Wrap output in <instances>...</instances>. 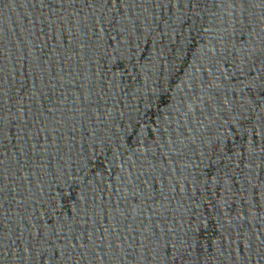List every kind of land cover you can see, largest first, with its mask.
Here are the masks:
<instances>
[{"label":"water","instance_id":"1","mask_svg":"<svg viewBox=\"0 0 264 264\" xmlns=\"http://www.w3.org/2000/svg\"><path fill=\"white\" fill-rule=\"evenodd\" d=\"M0 264H264V0H0Z\"/></svg>","mask_w":264,"mask_h":264}]
</instances>
